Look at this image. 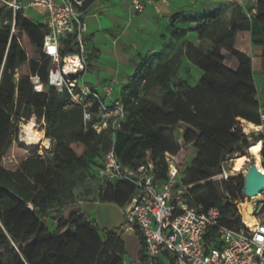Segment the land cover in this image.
<instances>
[{"label":"trees","instance_id":"trees-1","mask_svg":"<svg viewBox=\"0 0 264 264\" xmlns=\"http://www.w3.org/2000/svg\"><path fill=\"white\" fill-rule=\"evenodd\" d=\"M4 1L0 0V18L6 13L0 29V264H126L122 233L100 228L81 212L75 195L86 181L98 179L97 168L112 148L124 165L138 167L151 160L158 179L167 176L165 154H173L189 204L218 208L228 225L236 219L239 227L237 208L225 205L224 198L227 193L241 195L244 178L218 176L224 162L252 146L240 119L262 124L249 45L263 46L264 65V36H250L255 23L264 34V0L255 4L250 19L247 12L253 7L233 3L230 27L223 20L229 10L220 6L194 27L173 32L178 41L197 32L206 46L186 40L173 57L155 64L151 57H139L134 75L118 93L128 110L125 123L121 130L100 133L92 128L96 118L84 122L83 106L68 105L66 96L49 86L51 60L43 49L48 27L20 11L13 31V13ZM96 1L85 0L81 9L87 12ZM73 45V38L65 40L62 53L73 51ZM223 49L238 59V70L225 66ZM183 56L204 72L194 87L177 77ZM157 89L159 101L151 96ZM33 119L44 123L45 137L52 142L49 156L19 143V125L33 126L28 124ZM180 126L186 129L183 146L171 139ZM258 138L264 145L263 135ZM218 181H223V193ZM118 183L124 188L112 189L106 198L124 206L132 196L127 188L133 187ZM47 221L56 224L54 230ZM137 235L139 260H144V241Z\"/></svg>","mask_w":264,"mask_h":264},{"label":"built area","instance_id":"built-area-1","mask_svg":"<svg viewBox=\"0 0 264 264\" xmlns=\"http://www.w3.org/2000/svg\"><path fill=\"white\" fill-rule=\"evenodd\" d=\"M84 1L6 0L4 3L13 13V31L18 12L21 11L28 17L27 8L38 6L46 10L44 24L49 32L44 36L43 49L51 60L49 86L64 94L68 105L83 106L85 123L96 118L92 128L97 133L107 128L118 131L128 117V110L114 96L116 82L105 84L101 92L91 89L86 82L88 45L85 35L88 25L85 20L86 12L81 9ZM131 1L138 14L143 13L150 5L159 8L160 3L169 2ZM232 1L244 8L250 2ZM255 13L256 10L248 11L247 18L250 19ZM69 38L74 40L73 51L64 55L62 44ZM261 121L262 128L264 113L261 114ZM233 160L222 164L218 179L228 180L232 177L225 165ZM165 162L167 176L165 179H158L151 160L138 167L124 165L112 148L97 168L98 180L104 188L115 182L133 187L132 196L122 206L123 223L118 233L134 231L141 235L145 258L138 260L136 264H264V187L255 196V201L243 192L237 197L225 194V205H234L240 219L239 227L236 226V219L233 220L236 224L230 226L220 209L191 206L186 198V189L182 187L183 174L174 155L167 152ZM259 168L264 171V157ZM249 203L253 204L252 213L246 210ZM245 215L256 220L253 226L244 222Z\"/></svg>","mask_w":264,"mask_h":264},{"label":"crops","instance_id":"crops-1","mask_svg":"<svg viewBox=\"0 0 264 264\" xmlns=\"http://www.w3.org/2000/svg\"><path fill=\"white\" fill-rule=\"evenodd\" d=\"M259 1L250 0L247 7H253L252 10H256L254 6ZM217 3H228V6H231L229 4L236 2L232 0H169L168 3H160L159 8L150 5L143 13L138 14L134 11L131 0H97L85 14L88 25L85 35L88 45L87 84L91 89L101 92L105 84L115 81L114 96L118 98L121 88L127 85L129 78L134 75L139 64V57H151L155 64L160 59L166 60L173 57L186 40L197 46H206L207 42L201 41L197 32H188L179 41L172 35L175 30H188L194 27L200 17L218 7ZM231 18L229 12L223 19L229 27ZM242 36L245 38V35L239 38ZM250 36L255 40L263 39L264 34L258 24L253 25ZM249 51L257 87L256 99L260 106V114H263V46L250 43ZM222 55L227 68L233 71L238 70L240 63L236 57L226 49L222 50ZM203 75L204 72L200 68L192 64L185 56L182 57L178 79L185 80L194 87L199 84ZM242 121L245 125L251 123ZM253 125L258 130V134L264 137V125L262 128L261 125ZM185 133L186 129L180 126L171 134L175 141L183 146ZM258 146L264 148V145ZM118 184L115 182L104 191L99 180L93 179L86 181L75 190L81 212L96 221L102 229L119 230L123 223L122 206L112 197L106 198V193H111L112 189L119 186L124 188L123 185L118 186ZM127 191L131 194L134 192L131 187H128ZM119 199L122 201L123 196H119ZM122 238L126 246L125 263L136 264L140 253L137 233L125 231L122 233Z\"/></svg>","mask_w":264,"mask_h":264},{"label":"rangeland","instance_id":"rangeland-1","mask_svg":"<svg viewBox=\"0 0 264 264\" xmlns=\"http://www.w3.org/2000/svg\"><path fill=\"white\" fill-rule=\"evenodd\" d=\"M229 5H231V6H228V4H225V3H217L218 7L226 6L227 9L229 10V12L231 13V17H232L234 9L236 7H235L234 4H229ZM26 12H27V15L30 17V19H33V20H36V21L42 22V23L44 22V18H45V14H46V10L44 8L35 6V7L27 8ZM5 16H6V13L0 18V29H1L2 25L5 23V20H6ZM33 82L36 83V80L34 79ZM35 89H36V84H35ZM151 96L156 101H159V98L161 96V91L159 89H157V90H155V92ZM240 123L242 125V128H243L244 132L250 137V140L252 141V146L249 149H246L245 154L242 155V156H247L248 161L246 162V164L243 166V168L240 171H234V162H230V163L226 164L225 167H226V170L229 172V174L232 173V177H238V176L242 175L243 178H244V174L248 170L250 165L253 164V163H256L257 155H260L261 159H262V157H264V155H263V148L258 146L259 145V141H260V139L258 138V133H259V132H257L258 130L255 129L254 126H253L254 127L253 128L252 125H250V124L245 125V122H243L242 120H240ZM28 124H32L36 130L42 131L43 134H44V131H43V124L44 123H42V122L41 123H37L33 119ZM24 126H25L24 123H21L19 125L18 140H19L20 144H21L20 135H21V131L24 128ZM44 137H45V134H44ZM173 137H172V134H171V139H172L173 143H177ZM51 144H52V142L50 141V147L49 148L46 147L42 143L37 145L34 148H29V147H27V148L30 149V150L39 152V154L42 155V156H44V155L49 156L50 155ZM232 159H235V158H232ZM232 159H229V160H232ZM90 180H93V179H90ZM222 182L223 181H218L217 182L219 190H220L221 193L224 192V187L222 186ZM46 226L52 231V230L55 229L56 224L53 223L52 221H47L46 222Z\"/></svg>","mask_w":264,"mask_h":264},{"label":"bare ground","instance_id":"bare-ground-1","mask_svg":"<svg viewBox=\"0 0 264 264\" xmlns=\"http://www.w3.org/2000/svg\"><path fill=\"white\" fill-rule=\"evenodd\" d=\"M250 125H252V127L254 126L253 124L250 123ZM254 128V127H253ZM29 130L32 133H38L39 134V139L35 140L33 143L29 144L27 142V136L29 134ZM20 140H21V144L29 147V148H34L39 144H44L46 147H50V140L49 138L44 137V134L42 131L36 130L33 126L30 125H25L24 128L21 131V135H20ZM248 161L247 156H237L233 162H234V171H240L243 166L246 164V162ZM260 161H261V156L259 155V157L257 158V165L260 167ZM252 204V203H251ZM253 205V204H252ZM244 222L248 225V226H253L254 223L256 222V220L253 217H250L248 215H245L244 218Z\"/></svg>","mask_w":264,"mask_h":264},{"label":"water","instance_id":"water-1","mask_svg":"<svg viewBox=\"0 0 264 264\" xmlns=\"http://www.w3.org/2000/svg\"><path fill=\"white\" fill-rule=\"evenodd\" d=\"M243 183L242 192L252 198V201H255V196L260 194L264 187V171L260 170L257 163L251 164L245 172ZM246 210L248 213H252L253 207L251 203L247 205Z\"/></svg>","mask_w":264,"mask_h":264},{"label":"clouds","instance_id":"clouds-1","mask_svg":"<svg viewBox=\"0 0 264 264\" xmlns=\"http://www.w3.org/2000/svg\"><path fill=\"white\" fill-rule=\"evenodd\" d=\"M39 139V134L38 133H32L30 130H29V134L27 136V142L29 144L33 143L35 140Z\"/></svg>","mask_w":264,"mask_h":264}]
</instances>
